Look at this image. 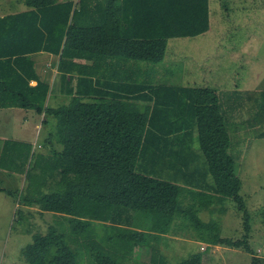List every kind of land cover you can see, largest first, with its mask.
I'll use <instances>...</instances> for the list:
<instances>
[{
  "label": "trees",
  "instance_id": "obj_1",
  "mask_svg": "<svg viewBox=\"0 0 264 264\" xmlns=\"http://www.w3.org/2000/svg\"><path fill=\"white\" fill-rule=\"evenodd\" d=\"M211 2L24 0L28 10L0 17V108L31 110L50 127L51 154L29 160L25 181L39 174L18 201L53 215L22 250L29 264H128L139 248L149 249L147 264H166L158 248L166 237L154 232L161 220L178 235L194 230L207 246L242 250L251 264H264L246 240L250 215L237 173L245 139L264 137V90L221 95L157 80L170 39L208 32ZM39 53L57 58L68 105L49 104L57 83L38 77L30 57ZM235 99V108L226 106ZM7 143L1 152L16 161ZM16 146L28 148L12 171L22 174L30 146ZM226 201L243 219L242 240L220 236L214 219L199 216L224 213ZM201 257L177 264H201Z\"/></svg>",
  "mask_w": 264,
  "mask_h": 264
},
{
  "label": "rangeland",
  "instance_id": "obj_2",
  "mask_svg": "<svg viewBox=\"0 0 264 264\" xmlns=\"http://www.w3.org/2000/svg\"><path fill=\"white\" fill-rule=\"evenodd\" d=\"M16 1L0 0V14L18 10L20 5ZM210 8L215 9L216 14L209 17L210 27L207 33L197 37L173 38L168 41L164 61L155 66L158 82L165 81L164 83L177 86L214 87L221 95L224 93L228 95L233 90L242 92L241 94L246 91L264 90V0H212ZM67 99V97H56L49 104L56 108L57 105L67 102ZM235 101L236 99L234 103L225 104L227 107L235 108ZM243 104L244 107H249L251 101H245ZM30 113L33 121L36 118L38 120L39 117L34 112ZM1 123L4 125L6 122L0 121V125ZM15 123L16 125L21 123L19 118ZM32 124L33 130L22 131L26 136L29 132L33 135L29 139L33 147L29 152V158L34 161L40 153L46 155L45 142L48 135L45 130L47 126L41 125V121L38 122L39 129L35 123ZM21 133L20 130H14L13 135L21 139L22 137H18ZM9 141L11 144H6V150L11 154L12 151H16L14 156L18 159L16 161L11 159L12 155L5 150L2 153L0 147V156L2 154L0 187L14 191L13 188L16 185L18 187L20 181L6 175L12 174V171L18 168L23 160L20 157L28 154V148L19 147L21 154L18 146L17 149H13L16 139ZM55 149L61 150V147L56 143ZM240 149L241 165L237 172L242 182L240 194L250 215V230L246 240L255 250L254 255L264 263V137H247ZM28 168L27 162L24 167V180ZM37 174H33V180L31 176L28 177L24 185L26 188L29 185L28 181H36ZM21 192L22 189L15 190L13 197L6 196L5 192L0 193V264H29L22 256V250L32 243L34 234H44L53 223L51 213L41 214L34 208L23 207L18 202L22 197ZM226 206L227 210L224 213L210 214L203 211L199 216L205 222L214 219L220 236L242 240L245 235L243 219L237 214L232 202H228ZM164 223L165 221L161 220L160 228L158 226L154 232L166 237V240L161 239L158 245L166 264H177L197 252L202 255L201 264H251V255L242 250L221 245L207 246L193 238L194 230H184L183 234L178 230L181 233L178 235L165 228ZM93 226L99 233L101 224L94 223ZM118 250L119 254H123L122 248ZM150 257L148 248H139L132 252L128 264H147Z\"/></svg>",
  "mask_w": 264,
  "mask_h": 264
},
{
  "label": "crops",
  "instance_id": "obj_3",
  "mask_svg": "<svg viewBox=\"0 0 264 264\" xmlns=\"http://www.w3.org/2000/svg\"><path fill=\"white\" fill-rule=\"evenodd\" d=\"M58 1H62V2H66V1H73L75 4L78 2V0H58ZM119 1V0H116ZM17 3L19 2L20 8L14 12H6V13H1V16L7 15V14H13V13H19V12H23L28 10V7L25 5L24 0H17ZM211 11L214 9H210ZM213 13V12H212ZM211 13V14H212ZM213 15V14H212ZM31 60H33L34 62V67L37 71L38 77L41 80H47L49 81L50 86H52L54 83L57 87V94L55 97H51V99L49 100V102L52 103L53 100H55V98H59V97H67L68 99L71 98V93L66 92V86L61 84V79L60 76L61 74L58 73L57 71V58H54L52 55L46 54V53H39V54H34L31 55ZM68 77V76H67ZM60 80V81H59ZM74 84V83H73ZM29 85L34 86L36 85V81L35 80H30L29 81ZM62 88V89H61ZM73 95V94H72ZM65 103H61L59 105H57V107L59 106H66L69 104L70 99ZM52 105V104H51ZM54 107V106H52ZM33 111H29V110H25V109H21V108H14V107H9V108H0V121H5L6 123L4 125H0V130L2 132H0V147H2V144L4 141H9L12 139H16V141L24 143L28 146H30L29 152H31V150L33 149L32 147V141H30L29 139H31L33 137L32 133H28L26 136V133H23L22 130L24 129H28V130H33V123H35L37 126V129H39L40 124H38L39 121L43 120V116L42 115H37L39 118L37 120V118L35 119V121L32 120V113ZM35 114V113H34ZM36 115V114H35ZM19 118V121L21 123H19L18 125H16V120ZM30 122V123H29ZM14 130H20L22 133L20 134V136L18 135V137H22L21 139L16 138L13 135ZM46 130V134L48 135L50 132V127L47 126L45 127ZM3 141V142H2ZM47 145V153L46 155H48V153L51 154V148L50 146ZM59 150V149H58ZM42 154V153H41ZM30 158L28 159V163H29ZM8 177H12V178H17L18 181H20V185L17 187V185L15 186V188H13V190H19V189H23L24 185H25V180L23 179V173L22 174H18V173H10L9 175H6ZM5 190L10 191L12 193H14V191L10 190V189H5L0 187V193L4 192ZM6 196L8 197H13L10 195H7L5 193ZM23 207H27V208H34L37 212H39L38 209H36L35 207H28V206H23ZM45 214V213H43Z\"/></svg>",
  "mask_w": 264,
  "mask_h": 264
}]
</instances>
